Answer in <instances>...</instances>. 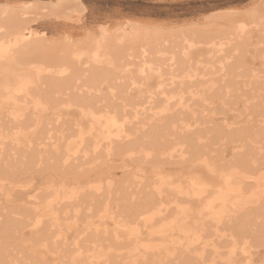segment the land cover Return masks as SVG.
I'll list each match as a JSON object with an SVG mask.
<instances>
[{"label": "bare ground", "instance_id": "bare-ground-1", "mask_svg": "<svg viewBox=\"0 0 264 264\" xmlns=\"http://www.w3.org/2000/svg\"><path fill=\"white\" fill-rule=\"evenodd\" d=\"M70 2L0 3V195L21 202L0 264H264V0L183 35L34 31ZM34 167L45 189L19 192Z\"/></svg>", "mask_w": 264, "mask_h": 264}, {"label": "rangeland", "instance_id": "rangeland-1", "mask_svg": "<svg viewBox=\"0 0 264 264\" xmlns=\"http://www.w3.org/2000/svg\"><path fill=\"white\" fill-rule=\"evenodd\" d=\"M23 1L30 0H0V3L19 4ZM80 2L84 7L81 6ZM80 2L67 3V7H70L71 10L75 8L77 11H70V13L68 10L64 12L65 10L62 9L64 13H60L57 16L54 14H52L54 15L52 16L51 14L49 15L47 11H42L40 5L43 7L45 4L40 2L42 4L39 3L38 10L36 9L37 11H35L33 9L34 11L32 13H34V15L32 13L28 15V18L32 20V28L39 36L49 40L51 43L63 41L67 39L66 37L71 41L81 40L86 37L96 38L100 35V32H103L101 30L104 28L103 26H105L104 29L106 30H103L106 32L107 37L109 35V39L114 38L116 34V36H120L123 34V30L128 32L131 25V27L134 28L139 27V38L143 35L142 32H154L155 30L162 31L163 33H168L169 31L170 33L177 32L178 35H183L186 31L188 32L194 29L198 31L203 28H214L219 20L222 22L224 20L223 18L230 12L244 13L254 8L260 0H80ZM215 16L218 17L215 18ZM210 18H215L214 21L216 22ZM129 23L132 24L130 25ZM128 24L129 27H127ZM134 25H136V27ZM125 41L116 43L124 46L126 44ZM139 41L142 40L139 39ZM175 42H177L176 44L174 43L176 49H180L179 47L182 46V43L179 40ZM31 172L22 177V180L24 178L25 181H31L29 186L24 188V191L22 188H18L19 191L17 187L12 188L14 191H10V187L8 185L5 186V193H10L9 195L12 197L9 200H17L22 197L17 191L27 193L38 188L41 193L43 192L42 190L45 189V176L42 174V171L38 170L36 167H34V169L32 168ZM114 173L117 177L121 174L120 170H114ZM38 190H35V192ZM0 201L2 202H0V207L3 205L2 207L7 206L9 208L14 204L10 202V204H8L4 195H0ZM19 203L21 204L20 201H15L14 205ZM13 240L18 243L20 242L19 240L17 241L16 238L12 239V241ZM20 249L18 248L17 251ZM16 252H14V254ZM11 254H13V252H11ZM17 258H20V256H17ZM22 260H24V257H22Z\"/></svg>", "mask_w": 264, "mask_h": 264}]
</instances>
